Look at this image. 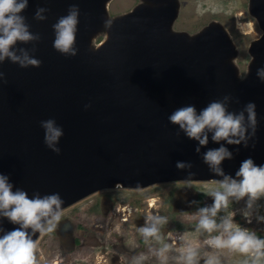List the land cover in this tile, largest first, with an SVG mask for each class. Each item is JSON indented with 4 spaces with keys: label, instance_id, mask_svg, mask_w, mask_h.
<instances>
[{
    "label": "water",
    "instance_id": "95a60500",
    "mask_svg": "<svg viewBox=\"0 0 264 264\" xmlns=\"http://www.w3.org/2000/svg\"><path fill=\"white\" fill-rule=\"evenodd\" d=\"M105 1L28 0L21 13L39 39L17 42L14 50L22 55L24 49L41 65L0 62V173L13 191L24 190L29 198L59 193L62 208L116 182L142 187L234 178L246 158L264 165V83L256 76L264 67V0L247 2L261 33L248 43L250 58L241 78L231 61L236 47L219 22L192 34L171 30L176 0H142L106 21ZM73 5L78 7L75 55L62 54L53 47L52 26ZM38 8L46 9V19L34 18ZM101 28L103 41L91 44ZM225 95L226 109L233 113L250 101L256 105L255 134L246 133L247 146L213 141L207 129L208 142L199 145L168 119L188 105L199 114ZM49 119L63 132L51 147L40 124ZM221 145L232 153L220 165L223 175L203 160L206 151ZM177 161L191 167L177 168ZM18 227L0 217V236ZM27 231L33 240L40 232Z\"/></svg>",
    "mask_w": 264,
    "mask_h": 264
},
{
    "label": "rangeland",
    "instance_id": "374dc122",
    "mask_svg": "<svg viewBox=\"0 0 264 264\" xmlns=\"http://www.w3.org/2000/svg\"><path fill=\"white\" fill-rule=\"evenodd\" d=\"M107 1V0H106ZM105 1V2H106ZM142 0H108L105 9V20H109L119 14L131 10ZM176 15L171 23V30L184 31L192 34L211 21L222 24L236 47V54L231 58L237 69V77L241 78L246 72V65L250 55L247 51L248 43L257 37L261 30L255 19L247 10L248 0H176ZM250 26L247 28L246 24ZM242 24V25H241ZM247 28L244 29L243 28ZM245 30V31H244ZM104 38V29L101 28L92 36L91 44H96ZM239 181L240 177H234ZM224 179H176L150 183L137 188L99 189L86 194L82 198L66 205L60 209V217H67L74 225V233L80 236V245L67 249L64 243H58L55 235L48 231L49 225L44 224L34 240L35 264H44L43 257H62L69 254L74 258L73 262L79 264H251L253 257H249L239 251L224 247L219 248L211 244L216 237L227 239L228 234L224 230L225 220H231L232 230L242 229L250 233H262L264 230V196L252 202L248 207L249 198H228L227 207L222 206L215 214L209 216L215 221L216 227L209 231L199 226L201 218L200 210L211 208L214 190L223 191L220 187ZM176 203L171 200L173 192L176 191ZM111 191L127 200L125 205L131 209L130 215L120 214L118 218L112 213L108 214L102 221L111 220L116 229L122 231L126 243L136 244L140 229L144 228V220L147 223H155L156 233L149 241H141L145 249H141V257H117L110 261L107 253L103 258L92 257L94 251L91 247V225L99 219L93 218L89 213V205L93 195ZM107 193V192H106ZM109 195V194H107ZM202 197L203 207L194 204L198 196ZM141 197V202L138 197ZM146 197V201L145 198ZM134 199L135 204L128 200ZM152 201V203H150ZM123 202V201H119ZM88 210V211H87ZM234 213L243 215L249 225L238 224L233 221ZM248 214V215H247ZM111 215V217H110ZM141 215V228L137 224ZM128 217V219L124 218ZM109 236L107 233L105 237ZM114 237V234L110 235ZM78 237V236H77ZM148 246V250H146ZM195 248V250H194ZM193 249V253H192ZM121 255V254H120ZM202 255L203 257H200ZM256 264H264V257L256 260Z\"/></svg>",
    "mask_w": 264,
    "mask_h": 264
},
{
    "label": "clouds",
    "instance_id": "9594fccd",
    "mask_svg": "<svg viewBox=\"0 0 264 264\" xmlns=\"http://www.w3.org/2000/svg\"><path fill=\"white\" fill-rule=\"evenodd\" d=\"M28 0H0V62L5 58L13 63H18L22 68L39 67L41 61L30 57L24 49H19L22 55H17L14 46L17 42L27 43L38 40L39 36L34 35L30 26L26 23V18L21 13L27 8ZM46 9L38 8L34 14L36 20H44L42 15ZM78 7L73 5L66 16L58 18L52 26L55 31L53 47L62 54L75 55L73 44L75 42L76 25L78 24ZM109 23V22H106ZM3 76V72H0ZM256 76L264 83V67L258 68ZM214 100L203 108L199 114L194 106L188 105L176 109L169 117V121L179 125L186 136L205 145L208 142L206 129L211 131L213 141L224 140L228 144H240L247 146L249 135L255 134L256 129V105L248 102L242 111L233 113L227 111L225 101ZM245 112L247 117L245 118ZM45 131V143L51 147L62 134V130L54 127L52 119L40 121ZM251 129V133H249ZM59 151V149H54ZM199 152V147L196 148ZM231 159L232 153L223 145L218 148L209 149L203 154V160L211 169L223 175L220 167L225 159ZM177 168H190L191 164L184 161H177ZM236 176L239 181L225 176L220 187L223 191L214 190L211 195L214 197L211 208L200 210L201 218L199 226L206 230H213L216 227L215 221L210 218L222 207H227L228 198L236 199L248 196V207L252 202L264 196V165H256L251 158H246L240 164ZM63 200L59 193L28 197L27 192L21 189L13 191V185L9 183L8 177L0 173V217L7 218L11 223L19 225L11 231L0 236V264H35L34 248L35 243L28 233L30 228L33 233L42 230L45 223L49 225L48 231L54 227L53 221L60 219V209ZM248 215V214H247ZM44 221V223H42ZM2 230V229H0ZM224 230L229 233L227 239L216 237L211 244L219 248H230L240 253L249 254L253 257L251 264H256V260L264 257V239L257 237L254 233L242 229L232 230L231 220H225ZM155 227H145L142 232L145 236L156 233Z\"/></svg>",
    "mask_w": 264,
    "mask_h": 264
},
{
    "label": "flooded vegetation",
    "instance_id": "af4514ba",
    "mask_svg": "<svg viewBox=\"0 0 264 264\" xmlns=\"http://www.w3.org/2000/svg\"><path fill=\"white\" fill-rule=\"evenodd\" d=\"M106 188L120 190L123 188L133 189L137 187H127V186L119 185V186L104 187L100 189L107 190ZM94 191L92 192L94 193ZM102 192L103 193H97L93 195L92 197H90L91 201L89 205L87 206L89 213L92 215V217L93 218L97 217L99 219L97 222L93 223L90 227L92 230L91 235H90L91 247L93 248L92 251H94L92 257L99 256L103 258L104 253L108 254V257H110V261L114 260L117 257H141V249L143 250L145 249L144 246H142L141 248V241L144 242L145 240V241L150 242L149 239H145L143 237V232L141 231V229H140V234L136 239L137 243L129 245V243L124 242L126 240L123 237L124 233L120 231L121 228L116 229L114 227L115 224H112L113 223L111 222L112 219L111 220L109 219L106 222L102 221L109 213L110 214L112 213V215H115L121 219H123V217H120V214L129 216L131 209L128 208L129 207L128 205L124 204L127 202V200L126 201L123 200L125 199V197L123 198L115 194L114 191L113 193L111 191H102ZM175 193H177V189L176 191L173 192L172 198L170 197V202L171 200H174V204L178 201V200L177 201L175 200L176 199L175 198L176 195H174ZM138 198L139 199L137 202L139 203V201L141 202V197L139 196ZM144 199L146 201V197ZM119 201H123V202H119ZM128 201L135 204L134 199H131V200L129 199ZM194 204L197 205L198 207L199 206L203 207L201 195L196 198ZM124 218L128 219V217L126 216H124ZM142 218H141V215H139L138 220H137V224L139 225L140 228H141ZM232 219L233 221H236V223L238 224L249 225L246 218H244L243 215L241 214L234 213L232 216ZM144 220H146L144 222V227H145L146 224H149V223H147V217ZM53 224H54V227H52V231H53V234L55 235V240L58 243H64L67 249L80 245V236L77 235V233H74L73 231L75 229L74 228L75 224L72 223L67 217H63V218L60 217L58 221H53ZM76 226L77 224L75 225V227ZM106 233L109 236L105 237ZM111 234H114L115 236L111 237L110 236ZM256 236L264 239V230L262 233H256ZM146 248H147L146 250H148V246H146ZM193 252L194 251L192 249V253ZM248 256L251 257L250 255ZM200 257H203V256L200 255ZM43 258H45L44 264H79L77 262H73V259L78 258V257H71L69 256V254H63L62 257H56V258L54 257H43ZM92 264H98V263H96L95 261H92ZM110 264H113V263H110Z\"/></svg>",
    "mask_w": 264,
    "mask_h": 264
},
{
    "label": "bare ground",
    "instance_id": "6f19581e",
    "mask_svg": "<svg viewBox=\"0 0 264 264\" xmlns=\"http://www.w3.org/2000/svg\"><path fill=\"white\" fill-rule=\"evenodd\" d=\"M107 3H108V0L105 2V4H104V9H107ZM245 24L246 23H244V26H245ZM242 25V24H241ZM244 26H243V28H244ZM246 26H247V28L250 26V24L249 23H247L246 24ZM247 28H244V29H247ZM245 31V30H244ZM104 37H105V35H104ZM90 39H92V36L90 37ZM104 39V38H103ZM103 39L100 41V42H102L103 41ZM100 42H98V43H100ZM120 185V183H118V182H116L113 186H119ZM150 203H152V201L150 202Z\"/></svg>",
    "mask_w": 264,
    "mask_h": 264
}]
</instances>
